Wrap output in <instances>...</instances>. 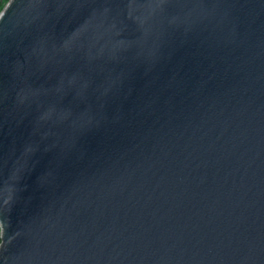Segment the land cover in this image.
I'll return each instance as SVG.
<instances>
[{
    "label": "water",
    "instance_id": "1",
    "mask_svg": "<svg viewBox=\"0 0 264 264\" xmlns=\"http://www.w3.org/2000/svg\"><path fill=\"white\" fill-rule=\"evenodd\" d=\"M0 264H264V0H10Z\"/></svg>",
    "mask_w": 264,
    "mask_h": 264
},
{
    "label": "trees",
    "instance_id": "2",
    "mask_svg": "<svg viewBox=\"0 0 264 264\" xmlns=\"http://www.w3.org/2000/svg\"><path fill=\"white\" fill-rule=\"evenodd\" d=\"M10 0H0V13L2 12V10L4 9L5 5L9 2ZM0 243H1V239H0Z\"/></svg>",
    "mask_w": 264,
    "mask_h": 264
}]
</instances>
